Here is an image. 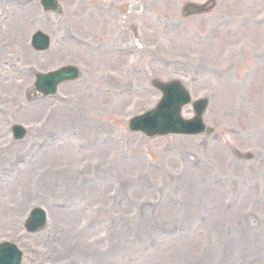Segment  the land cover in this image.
<instances>
[{
  "label": "rangeland",
  "instance_id": "374dc122",
  "mask_svg": "<svg viewBox=\"0 0 264 264\" xmlns=\"http://www.w3.org/2000/svg\"><path fill=\"white\" fill-rule=\"evenodd\" d=\"M38 1L32 0V8L23 16L13 12L14 19L8 22L9 34L3 37L5 40L12 38L15 32L11 33L15 30L14 23L18 21L16 17L24 18V22L31 17L30 14H32L30 21L33 23V26H29L30 35L38 30L52 38L59 35L60 28L45 27L43 16L51 15H44L41 12ZM204 1L206 0L143 1L152 13L140 20V23L145 26V33L156 37L147 41L150 42L149 46L145 41L144 46L143 40L141 41L143 45L141 48L144 47L141 60L145 61L150 57V70L138 80L117 79L119 72H122L123 78L126 77L123 63L120 66L113 61L111 67L105 68L101 65L95 66L93 63L97 59L92 55L78 57L74 54L67 62L78 65L83 77L76 87H63L69 103L58 109L61 114L63 111V115L68 116L66 121L57 123V129H51L63 133H68L71 129L76 130L82 138L94 134H113L124 129L123 122L127 118L153 106L152 101H155V96L144 92L149 88L150 82L157 79L180 80L192 93L193 98H207L209 108L205 123L210 127L219 130L222 128L247 130V137L243 140L224 138L222 141L224 143L215 146L209 144L207 152H203V148H201L202 152L197 149V140L170 137L151 142L144 141L139 135L123 137L129 143L126 146L116 142L109 147L100 146L97 151L81 157H69L65 160H61L62 155L59 152L61 147L47 149L51 151V155L43 154L37 159L36 165L28 167L22 175L15 176L8 186L10 189L7 191L19 195L13 202L10 196L8 208L13 213H3L0 208V241L6 239L16 242L25 253L26 264H193L196 262L195 254L189 250L187 254V247L184 249V243H179L185 238L177 242L167 241L158 250H149V253H154L150 257L142 255L141 248L134 247L133 243L136 240V245L146 248L139 242L148 240L149 235L155 233L158 228L175 223H191L196 227L206 216L204 223H216L215 226H221V233L226 236L231 235L232 239L235 238L234 247L237 243V249L233 259L245 256L238 253L239 248L244 247V253L248 254L245 263L264 264L262 241L264 240L262 230L264 225V69L260 70L257 67L258 59L264 58V25L258 27L259 21L264 20V0H251L247 6H240L238 0H214L215 8L207 15L188 19L184 16L182 8L186 3H204ZM68 17L72 18L67 14ZM244 22L248 23V28L239 31L240 24ZM64 28L70 31L69 26ZM80 34L83 38L93 35L91 30L81 31ZM24 40L25 38L19 49L20 52L28 55L23 45ZM53 44H55L54 40ZM10 46L13 48L15 45L11 42ZM61 48L63 50V47ZM64 48L73 50V46H64ZM58 51H60L59 47L54 49L52 57L45 60L49 62L37 68L38 71L61 65L64 60L55 57ZM12 52L9 50V56ZM99 57L100 60L105 59ZM156 57L164 60V69L157 66L159 60ZM31 59L34 66L38 65L36 61L41 60L37 58V54ZM30 65V61L22 59L20 68ZM116 66L119 72L111 71ZM185 66L191 68V74H186ZM16 76H19L18 71ZM225 78L228 81H224ZM184 79L190 82L192 87ZM236 79L238 86L233 82ZM250 82L253 84L249 89L247 84ZM133 83L141 87L142 94L135 97L128 96L130 98L126 100L104 99L107 94L101 89L111 88L125 95L126 90H133ZM24 86H28V82H25ZM68 89L73 90L68 92ZM146 97L152 104L143 101ZM73 98L76 102L72 106ZM249 103L252 104L251 109L248 108ZM6 108L0 107L3 115ZM43 109L37 110L35 112L37 115L26 114L22 109L11 110L15 116V123L29 125L30 134L25 143L19 144L11 150V153H7L6 156L9 154L10 156L1 163L2 165L20 153L26 152L29 149L28 145L41 137L32 129L40 130L36 124ZM249 110L254 111L255 115ZM77 116L84 119H78ZM209 141H213V138H202L201 146ZM18 149L22 152L16 153ZM237 152L241 153V156L244 153L257 156L262 165L256 166L255 162L243 161L236 155ZM59 159V162L54 161ZM181 161L186 163L201 161L202 165L199 168L196 166L191 168V165L181 168L179 165ZM150 166L154 169H150ZM147 169L152 172L144 182H138L139 174ZM39 171L45 172L46 177H50L54 182L55 189H52V193L41 192L43 184L39 176L34 178ZM106 171L107 175L104 174ZM222 181L226 186L232 185V187L223 189L219 196L218 189ZM122 182H126V185L123 186ZM114 186L120 188L119 198L124 200L123 207L113 210L112 214L104 211L103 215L109 220L110 215L113 216L111 223L116 225L98 233L82 235L81 227L85 228L90 223L89 216L95 219L94 214L99 211L100 206L107 209L106 197ZM156 190L162 192L163 196L158 197ZM19 192L23 193L22 196ZM239 192L243 194V200L231 210V213H227V216L233 222L234 230L236 225L232 217L241 219L237 229L247 232V236H251L249 239L238 236L232 230V223H227L226 218L216 222V215H222L223 211L228 210L229 202L233 203L234 195ZM67 201H77L79 205L70 213L61 212L60 203ZM32 205H41L46 209L49 207L52 212H49L48 230L33 236L25 234L20 223L24 212L27 213ZM122 210L125 219L131 222L132 226L125 220L117 218ZM7 215H13L15 223H6L9 219ZM85 215L88 218L84 222ZM154 224L161 226L156 228L153 227ZM143 226L151 228L144 229ZM112 230L117 233L111 234ZM238 237L242 240H238ZM93 239L100 240L98 246L102 256H96ZM249 240L251 247L247 248ZM82 241L84 244L81 248L86 256L77 258L76 247ZM205 241L209 244L208 235ZM114 242L116 244L113 247ZM183 249L184 253H182ZM224 262L221 264H244L240 262V258L238 262ZM204 263H209L208 257Z\"/></svg>",
  "mask_w": 264,
  "mask_h": 264
},
{
  "label": "bare ground",
  "instance_id": "6f19581e",
  "mask_svg": "<svg viewBox=\"0 0 264 264\" xmlns=\"http://www.w3.org/2000/svg\"><path fill=\"white\" fill-rule=\"evenodd\" d=\"M9 21V20H8ZM6 21V22H8ZM19 21L20 23L22 24V18H19ZM23 26V25H22ZM26 31H28V29H24V31H21L20 33H18V37H19V42L16 43L17 46L20 47L23 39L25 38V36H27V33ZM2 44V42H0ZM3 46H7V44L3 45ZM26 48V52H28V49L27 47L25 46ZM110 66V63L106 64V67H109ZM20 83V82H18ZM13 91L11 93V96L13 97V99H16L18 96H19V84L17 85L16 84H13ZM8 95V93H7ZM4 153H0V156H3ZM38 175H39V178H40V181L42 182L43 186H42V191L41 192H44V193H52V189L54 188V182L51 180L50 177H46V173L45 172H38ZM146 173H141L139 174V176L137 177V180L138 182H141L143 181L144 179H146ZM88 183H90V181H88ZM55 189V188H54ZM0 190H2V187H0ZM23 193H21L22 195ZM10 196L13 197L14 196V192L12 191H7V190H4V194H2L0 196V208L2 209L3 213L8 212V210H10L8 208V205L10 203ZM7 204V206H6ZM123 211L120 212V214L118 215V219L121 220H125V217L124 215L122 214ZM9 219H7L6 223H15V218H13L12 216L8 217ZM240 221V219L236 220V223H238ZM127 223H131L129 221H126ZM148 225V224H147ZM144 229H150L151 227L150 226H143ZM235 233L238 235V236H244V237H247L248 239L251 237V236H247V234L243 231H239L237 228L235 229ZM74 239H77L76 236H73ZM79 238H81V236H79ZM93 246L94 247V251L96 252V256H102L101 255V252H100V248L98 246V244H100V240L99 239H93ZM264 242V241H263ZM84 244V242L82 241L81 244H78V246L76 247V256L77 258H83L85 257L86 255L83 254V249L81 248V246ZM115 242L113 244V247L115 246ZM98 246V247H97Z\"/></svg>",
  "mask_w": 264,
  "mask_h": 264
}]
</instances>
